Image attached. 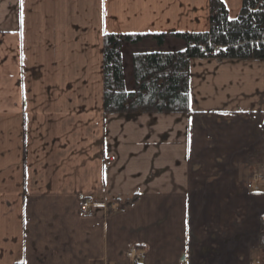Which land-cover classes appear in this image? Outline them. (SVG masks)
I'll return each mask as SVG.
<instances>
[{
  "label": "crops",
  "instance_id": "crops-1",
  "mask_svg": "<svg viewBox=\"0 0 264 264\" xmlns=\"http://www.w3.org/2000/svg\"><path fill=\"white\" fill-rule=\"evenodd\" d=\"M208 29L209 0H0V264H264V59H191L187 113L103 110L104 34ZM184 48L125 43L126 89Z\"/></svg>",
  "mask_w": 264,
  "mask_h": 264
},
{
  "label": "trees",
  "instance_id": "trees-1",
  "mask_svg": "<svg viewBox=\"0 0 264 264\" xmlns=\"http://www.w3.org/2000/svg\"><path fill=\"white\" fill-rule=\"evenodd\" d=\"M167 37L184 41L180 51H152L132 56L134 87L126 89L122 63L125 43L150 38L162 44ZM195 58L264 59V0H242L237 17H228L221 0H209V29L202 32L106 33L102 42L103 110L105 113H187L189 62ZM137 200V195L124 201ZM264 250V216L260 242Z\"/></svg>",
  "mask_w": 264,
  "mask_h": 264
},
{
  "label": "built area",
  "instance_id": "built-area-1",
  "mask_svg": "<svg viewBox=\"0 0 264 264\" xmlns=\"http://www.w3.org/2000/svg\"><path fill=\"white\" fill-rule=\"evenodd\" d=\"M264 183V167L262 165H257L253 172L251 173L248 181L246 182V187L248 189L257 190L259 186ZM90 201L84 199L81 205V211L84 215L90 214ZM118 204L114 203L110 206V211H115L118 208ZM125 256L130 259H135L137 257V252L135 248H130L125 252ZM251 264H260V262L256 261Z\"/></svg>",
  "mask_w": 264,
  "mask_h": 264
},
{
  "label": "rangeland",
  "instance_id": "rangeland-1",
  "mask_svg": "<svg viewBox=\"0 0 264 264\" xmlns=\"http://www.w3.org/2000/svg\"><path fill=\"white\" fill-rule=\"evenodd\" d=\"M121 206H118V208L115 210V211H112V212H116L120 209ZM132 248H135V247H132ZM126 257V256H125Z\"/></svg>",
  "mask_w": 264,
  "mask_h": 264
},
{
  "label": "water",
  "instance_id": "water-1",
  "mask_svg": "<svg viewBox=\"0 0 264 264\" xmlns=\"http://www.w3.org/2000/svg\"><path fill=\"white\" fill-rule=\"evenodd\" d=\"M181 259H183V256H182V258Z\"/></svg>",
  "mask_w": 264,
  "mask_h": 264
}]
</instances>
